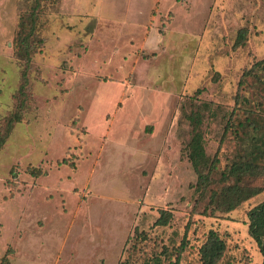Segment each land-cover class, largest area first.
Instances as JSON below:
<instances>
[{
  "label": "rangeland",
  "instance_id": "rangeland-1",
  "mask_svg": "<svg viewBox=\"0 0 264 264\" xmlns=\"http://www.w3.org/2000/svg\"><path fill=\"white\" fill-rule=\"evenodd\" d=\"M35 6L0 0V135L25 104L0 151V263L204 264L213 230L217 264H263L248 212L264 174L227 173L252 151L264 166V0H42L21 91ZM234 185L263 192L218 210Z\"/></svg>",
  "mask_w": 264,
  "mask_h": 264
},
{
  "label": "trees",
  "instance_id": "trees-1",
  "mask_svg": "<svg viewBox=\"0 0 264 264\" xmlns=\"http://www.w3.org/2000/svg\"><path fill=\"white\" fill-rule=\"evenodd\" d=\"M41 1L42 0H36L35 11H33L31 19L28 20L27 23L24 22L25 24H27L28 27L30 26L29 33L23 38L21 37V39L19 40V54L22 59L24 58L26 64L25 73L23 74L24 83L21 87V91H23L24 88L28 85L26 73L31 63L32 56L36 52L37 48L36 42L31 40V37L34 36L36 32L35 28L39 16L38 13H36V10H39V7L41 6ZM24 25H22V27ZM251 73L252 69L243 74V82H241V84H246V78ZM24 106L25 104L23 101V103H21L19 106V111L16 112L15 115L8 120L6 131L0 135V151L6 145L14 125L23 121L22 115ZM190 119L193 126V137L191 142L189 143L188 159L191 162L195 173L199 176L197 188H199V190H206L207 185L210 182L209 173L214 169H217L216 163L218 162V159L216 157L215 160L210 163L209 158L207 156L204 147V137L201 131V125L203 123L202 115L200 113H197L190 117ZM241 126L245 127V124L241 123ZM229 127L230 124L227 126L226 130H230ZM237 134H239L238 130ZM257 159L258 153H255L254 151L249 154L242 155L241 161L233 163L231 165L228 170L229 173H227V177L229 175L238 174L240 176L249 175L250 177H257L260 174H264V166H259L256 161ZM63 163H66V161H64ZM67 165L73 166V163ZM39 174L40 172L38 173V175ZM262 192L263 188L260 187L234 185L223 189L222 192L216 197H214L212 200L213 203H216V208L218 210L230 213L236 210L244 202L250 200L255 196H258ZM248 216L250 220V234L256 240L264 256V203L259 204L258 206L250 210L248 212ZM166 223L167 222L164 220L162 221V219H159L157 221V225H166ZM225 250V241L219 236L216 231L212 230L209 233L206 243L201 248V259L204 264H217L221 260ZM0 264L4 263L1 262Z\"/></svg>",
  "mask_w": 264,
  "mask_h": 264
}]
</instances>
